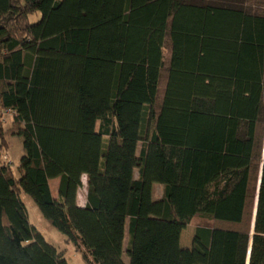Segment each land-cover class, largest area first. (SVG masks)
<instances>
[{
	"label": "trees",
	"instance_id": "16d2710c",
	"mask_svg": "<svg viewBox=\"0 0 264 264\" xmlns=\"http://www.w3.org/2000/svg\"><path fill=\"white\" fill-rule=\"evenodd\" d=\"M23 193L87 264H264V0H0V264H70Z\"/></svg>",
	"mask_w": 264,
	"mask_h": 264
},
{
	"label": "rangeland",
	"instance_id": "374dc122",
	"mask_svg": "<svg viewBox=\"0 0 264 264\" xmlns=\"http://www.w3.org/2000/svg\"><path fill=\"white\" fill-rule=\"evenodd\" d=\"M254 2V1H252ZM38 16L32 17L33 20H36ZM169 61H170V52H169V46L166 45L165 48V60H164V68L162 71L161 76V82H160V91L159 95L160 98L163 96L164 89L167 82V70L169 67ZM21 140L20 137H15L12 139V148L9 151L11 163L16 171V174L20 176L19 172V165H20V159L21 156L24 153L23 144H19V141ZM141 149V143L138 147V152ZM7 153V152H6ZM5 161V160H3ZM9 158L5 163H8ZM86 176L84 175L82 177V181H84ZM164 186V185H163ZM163 186L162 185H156L154 194L155 197H161L163 195ZM87 185H83L79 188L78 191V201L82 202L84 200V197L86 195ZM22 199L28 209L29 213V220L30 222L45 236V238L53 244L58 251H61L64 253L65 258L69 261L70 264H87L86 260L84 258L85 251L79 250L76 245L72 242L67 241V237L60 232L57 228H55L46 218L42 215L41 211L39 210L38 206L35 204L33 199L23 193ZM209 225V222L207 220H200L198 222H195L194 224H189L182 233V239H181V245L183 247H190L192 245L193 236L195 233V229L198 225ZM129 241V233L128 230L126 231V237L124 241V261L127 263L129 262V256L126 254V248Z\"/></svg>",
	"mask_w": 264,
	"mask_h": 264
},
{
	"label": "crops",
	"instance_id": "0c3cea01",
	"mask_svg": "<svg viewBox=\"0 0 264 264\" xmlns=\"http://www.w3.org/2000/svg\"><path fill=\"white\" fill-rule=\"evenodd\" d=\"M13 119H14V111H12V110H7V111H5L4 112V126H5V129L6 130H8V129H10L11 127H12V124H13ZM15 137H20L21 138V140L19 141V144H23V138L21 137V136H17V135H8L7 136V140H8V142H9V144H10V148H9V150L7 151V155H8V158H9V161H8V163L13 167V165H12V163L10 162L11 161V158H10V154H9V151L11 150V148H12V139L13 138H15ZM23 148H24V144H23ZM25 154V148H24V153H23V155ZM22 155V156H23ZM21 156V157H22ZM14 168V167H13ZM135 174H136V177H138V170H136L135 171ZM86 176V175H85ZM50 185H51V189H52V193H53V195H54V197H58V192H59V185H60V177H56V178H52V179H50ZM83 185H88V183H87V176H86V178H85V180L83 181ZM156 185H162L163 186V184H161V183H155L154 184V186H153V197H154V199H160V198H162V196L161 197H155V194H154V190H155V186ZM165 189V187L163 186V190ZM163 194H164V192H163ZM86 202H87V190H86V195H85V197H84V200L82 201V202H79L78 201V205L79 206H85V204H86Z\"/></svg>",
	"mask_w": 264,
	"mask_h": 264
},
{
	"label": "built area",
	"instance_id": "2783aa9c",
	"mask_svg": "<svg viewBox=\"0 0 264 264\" xmlns=\"http://www.w3.org/2000/svg\"><path fill=\"white\" fill-rule=\"evenodd\" d=\"M2 159L5 160V161H7V160H8V155H7V154H4V155L2 156Z\"/></svg>",
	"mask_w": 264,
	"mask_h": 264
}]
</instances>
